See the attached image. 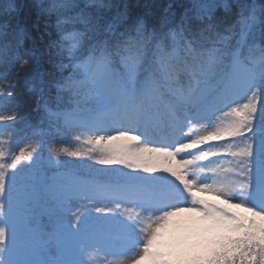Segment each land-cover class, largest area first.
<instances>
[{
  "label": "snow or ice",
  "instance_id": "snow-or-ice-1",
  "mask_svg": "<svg viewBox=\"0 0 264 264\" xmlns=\"http://www.w3.org/2000/svg\"><path fill=\"white\" fill-rule=\"evenodd\" d=\"M0 132V264H264V0H9ZM181 214L222 235L173 258Z\"/></svg>",
  "mask_w": 264,
  "mask_h": 264
},
{
  "label": "trees",
  "instance_id": "trees-1",
  "mask_svg": "<svg viewBox=\"0 0 264 264\" xmlns=\"http://www.w3.org/2000/svg\"><path fill=\"white\" fill-rule=\"evenodd\" d=\"M9 0H0V7L8 3ZM162 3H171L173 0H161ZM182 2L187 5L188 7H191L193 0H182ZM182 11V9H181ZM30 132V130H28ZM5 140V135L4 133L0 132V141ZM83 139L76 140L72 136H64L60 137L57 135H53L45 140L44 144V149H43V156L48 157L50 152L52 151H59L61 149L67 148L70 151H80L84 153V155L80 157H67L64 156L63 153H61V158L62 159H68L72 163H80V162H85L88 163L87 157L89 155H97L96 152H91L89 149H93L92 144H86L83 142ZM26 148L30 150V146L28 144V141L23 138L22 134H17L13 140L11 141H5L3 144V151L5 152V157L6 159L8 155L12 154L13 152L17 155H19L20 149ZM175 246V244H174ZM170 251L169 253L172 254L173 258H179L177 255H175L172 251L173 247L170 245ZM94 255L92 257L93 261Z\"/></svg>",
  "mask_w": 264,
  "mask_h": 264
},
{
  "label": "rangeland",
  "instance_id": "rangeland-1",
  "mask_svg": "<svg viewBox=\"0 0 264 264\" xmlns=\"http://www.w3.org/2000/svg\"><path fill=\"white\" fill-rule=\"evenodd\" d=\"M83 138L89 139L90 137L85 136ZM198 195H201L202 198L207 199L210 202H216L220 204L222 207H225L227 209L235 210V211L236 210L244 211L243 208L232 207L231 205H224L221 201H217L215 197L203 195V194H198ZM172 225H174L175 230L179 234L186 233L188 235H193V233H196V236L197 234L198 236H202V235L206 236L213 229L209 224L205 222H201L199 217H195L190 214H181L175 217ZM171 226L169 227V230H171ZM190 238H193V236H191ZM102 253L104 257H99L97 264H108V261H111L114 259H121L123 260L124 264H131V260L134 258L131 254H128L127 256H124V257H115V256L107 255L105 252H102ZM144 264H148V262L145 261Z\"/></svg>",
  "mask_w": 264,
  "mask_h": 264
}]
</instances>
